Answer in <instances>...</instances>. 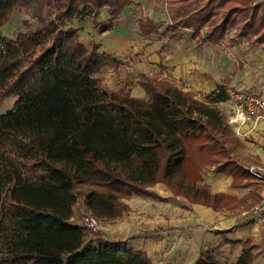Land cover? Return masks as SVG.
<instances>
[{"label":"trees","instance_id":"16d2710c","mask_svg":"<svg viewBox=\"0 0 264 264\" xmlns=\"http://www.w3.org/2000/svg\"><path fill=\"white\" fill-rule=\"evenodd\" d=\"M25 0H0V28ZM54 16L11 38L0 33V101L15 97L0 113V264H153L144 250L104 232L88 237L74 218L81 203L97 218L113 220L131 195L157 197L164 183L191 203L219 209L230 202L262 200L256 191L240 198L212 193L202 172L231 176L233 187L251 179L227 148L228 124L216 103L229 99L224 86L202 99L156 76L141 73L144 97L126 87L112 90L100 77L119 59L72 27L86 14L96 22L106 9L111 30L134 0H37ZM150 2V0H148ZM162 1V0H160ZM168 19L161 29L148 15L136 19L139 34L155 40L191 30L199 43H247L264 50V1L164 0ZM164 11V10H163ZM251 198V199H249ZM264 213V210H263ZM242 247L231 264H253L249 239L223 240ZM205 248L193 264H227Z\"/></svg>","mask_w":264,"mask_h":264},{"label":"crops","instance_id":"0c3cea01","mask_svg":"<svg viewBox=\"0 0 264 264\" xmlns=\"http://www.w3.org/2000/svg\"><path fill=\"white\" fill-rule=\"evenodd\" d=\"M134 1L143 5L137 0ZM134 9L133 6L124 7L112 29L105 31L101 36L104 39L96 43L100 44L101 51L116 57L124 56L128 49L133 51L134 61L129 63L137 71L135 80L141 73L156 76L158 80L181 87L195 99H202L205 94L221 85L228 94L235 92L242 96L256 95L264 98L263 49L249 46L245 42L238 45L199 43L191 36V30L187 29H181L176 36L164 32L155 40L144 39L139 35L136 23L127 27ZM148 17L153 20L152 16ZM122 24L125 27H121ZM132 31L135 33L134 39L130 36ZM129 60H132L130 56L127 57V61ZM119 68L109 72L115 75L116 80L120 73ZM137 91L139 94L134 96H144L142 88L138 87ZM226 104L231 108L232 103L229 100L215 105L222 110L226 108ZM227 126L229 132L225 140L230 155L249 171L251 179L245 185L233 187L231 176L215 172L213 167H206L202 172L201 183H206L212 193L222 192L236 197L253 190L259 191L257 186L260 185L264 189V134L257 129L248 136H240L233 132L230 125ZM251 168L257 169L259 174L251 173ZM255 181L259 182L254 183ZM150 189L161 196V199H170L163 203L153 197L134 196L131 203L126 202L132 209L131 213L123 214L112 221L110 229L113 236H109L110 239L126 240L133 248L144 250L153 264L161 258L165 259L163 264H193L200 250L216 247L223 240H239L241 238L232 235L244 231L245 238L256 245L253 263L256 264V260L264 261V226L257 219L263 213L264 200L254 202L255 205L245 214L235 212L236 214L230 213V216H226L220 210L226 206L213 209L203 204L189 203L183 197L173 195L162 182L156 183ZM263 192L261 190L260 194ZM175 200L179 204H172ZM164 205L168 211L162 215ZM147 209L151 212L148 213ZM73 218L75 219L74 216ZM244 221L246 225H243ZM235 224L238 228L231 230ZM228 229L230 231L226 233L221 232ZM227 245L231 246H224ZM220 250L216 252V256L221 260L223 254Z\"/></svg>","mask_w":264,"mask_h":264},{"label":"rangeland","instance_id":"374dc122","mask_svg":"<svg viewBox=\"0 0 264 264\" xmlns=\"http://www.w3.org/2000/svg\"><path fill=\"white\" fill-rule=\"evenodd\" d=\"M137 1L141 2L143 5L139 4L140 5L139 7H135L134 5H132L133 7H135V9L132 10V13H133L132 14V18H131L130 21L127 22V27L133 26V24L136 23V19L140 15H148V16H152L153 20L161 22L162 24H161L160 28L163 29L164 28V22H166V19L168 18L167 13L165 12L166 8H165L164 0H162V1H160V0H150V2L148 0H137ZM254 1H264V0H254ZM100 13L101 14L98 15L96 22H93L89 18V16L86 15V14H83V15L79 16L78 18H73L70 21V24H71L72 27L78 28L80 30L79 34H78V38L86 46H89L91 42H95L96 43L97 41H100L101 39H104V37L101 38V36L104 34L105 30H102L99 27L104 25V23H107V21L109 20V16L106 15V9L101 10ZM54 14H55V9H54V7L51 4L45 6L43 4H40L37 0H25L24 2H22L20 5L16 6L12 10L8 21L0 28V33L5 35V36H7V37H11L12 38L16 34V32L24 31V30L36 25L40 18H42V17L50 18V17L54 16ZM137 15H138V17L136 18ZM121 27H125V25L122 24ZM136 27H137V23H136ZM127 31L129 32V30H127ZM138 33H139V31H138ZM130 36H131L132 39L136 38L135 37V33H133V31L130 34ZM129 43H128V45H129ZM132 52L133 51H129V49H128L127 53L126 54L124 53V56L117 57L119 59V62H120L119 63L120 73L118 74L116 72L118 74L117 80L115 79V75H112L113 73L112 74H110V73L114 72V70H117L118 68H116V69L105 68V69H103L100 72V77L102 79L103 84L106 87H108L109 89L117 90L120 87H126L125 89H127L129 91V94L131 96H134L136 94H139L137 89H138V87L141 88V86L134 79V77L136 76L135 73L137 71H134V69L132 68L131 64L129 63V62L133 63V61H134ZM129 56H130V58L132 60L127 61V57H129ZM123 58H125V60H123ZM137 85H138V87H137ZM144 96H145V94H144ZM135 97H137V96H135ZM14 100H15V97H5L3 100H1L0 101V113L5 111L7 108H9L12 105ZM225 106H226V108H224L222 110L219 109V111L221 112L223 118L226 119L227 114L229 113L230 107H229V104H226ZM233 132H234V130H233ZM257 182H259V181H255L254 183H257ZM257 187H258L257 189H259L260 192H261V190L263 192L264 189H263V187L261 185L257 186ZM76 189L79 190V192L81 194V192H83L85 189H88V186L79 185V186L76 187ZM259 191H257V192L260 194ZM80 194L78 196L79 197L78 201H77V203L74 206V217L77 220V222L81 224V222L83 221V217L86 214H90V211L85 209V207L81 203V195ZM260 195H261V197H264V192H263V194H260ZM134 196L141 197V196H145V195L133 194V195L130 196V198L122 199V200H123V202L125 204H127L126 202H130L131 203L132 199L134 198ZM178 196L183 197L181 195H178ZM149 197L150 196H148L147 198H149ZM153 198L160 199L161 202H163V203H165V200H169L170 199V197H164V198L161 199V196H159V195H157V197H153ZM183 198L185 200H187L185 197H183ZM238 198H240V197H238ZM249 199H251V198H249ZM178 200H175V203H172V204H176V203L179 204ZM262 200H264V198ZM250 201H246V202L233 201V202H230L229 204H227L226 207H224L225 206L224 205L223 206L224 208L221 207L222 209H220V208L219 209L223 210L222 215H226V216H230L229 215L230 213L234 214L235 212L236 213L244 212V214H245V212H247L249 209H251V207H253L255 205V204H253L252 206L248 205V204H250ZM187 202H189V201L187 200ZM189 203H191V202H189ZM174 207L176 208L175 205H174ZM162 210H161L162 211V215H164V213L166 211H168V209L165 208V205L163 206ZM128 211H130V212H128ZM131 211H132V209L128 205V210L123 211L121 215L129 214V213H131ZM147 212L150 213L151 211H149V209H147ZM257 219H258V221L261 220V223L264 226V213L261 212ZM114 220L115 219H113V220H105V219L101 218L99 220V222H98L99 225H100V227L98 229H96V230H86L85 229L87 236L88 237H93L96 233H99V232H104V234L108 238H109V236H113L112 233H111L112 229H110V226H111V224H113L112 221H114ZM247 223H248V221H247ZM239 224H240V222L238 223V225ZM242 224L243 223H241V225ZM243 225H246L245 221H244ZM237 228H238L237 224H235L230 229L231 230L234 229V231H235V229H237ZM230 229L223 230L221 232L222 233H226V232L230 231ZM240 231H243V229H240ZM245 234L246 233L243 231V233L239 232L238 234H234L232 236L239 237V238H241L239 240L244 241V240L248 239V238H245L246 237ZM224 245H226V244L219 245V247H218L219 248L218 251L221 249L220 252L223 254L222 257H221L222 258L221 260L226 262L227 264H231L232 262H234L236 260V258L239 255L242 247H241V245L239 243L230 244L231 246H228V245L224 246ZM253 246L254 247H253L252 251H253L254 257H255L256 245L253 244ZM235 254H238V255L235 257ZM254 257H253V262H254ZM233 258H235V259H233ZM164 260H165L164 258H161V259H159L157 261V263H154V264H163ZM159 262H161V263H159ZM255 263L256 264H264V261L256 260Z\"/></svg>","mask_w":264,"mask_h":264},{"label":"built area","instance_id":"2783aa9c","mask_svg":"<svg viewBox=\"0 0 264 264\" xmlns=\"http://www.w3.org/2000/svg\"><path fill=\"white\" fill-rule=\"evenodd\" d=\"M232 106L226 117V122L232 127L235 134L248 136L254 130L259 129L264 134V98L256 95L242 96L239 93L230 92L229 99ZM251 173L259 174L254 168ZM93 214H86L81 225L86 230H96L100 227L99 220Z\"/></svg>","mask_w":264,"mask_h":264}]
</instances>
